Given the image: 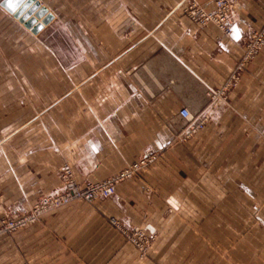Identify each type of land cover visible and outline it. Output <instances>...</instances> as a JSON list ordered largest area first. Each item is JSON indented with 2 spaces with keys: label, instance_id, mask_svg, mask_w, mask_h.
I'll use <instances>...</instances> for the list:
<instances>
[{
  "label": "crops",
  "instance_id": "obj_1",
  "mask_svg": "<svg viewBox=\"0 0 264 264\" xmlns=\"http://www.w3.org/2000/svg\"><path fill=\"white\" fill-rule=\"evenodd\" d=\"M37 1L52 15L37 34L0 8V220L63 166L86 183L158 158L110 198L0 236V264H264V47L225 87L264 0H233L229 36L192 23L190 0ZM181 108L207 118L185 141ZM112 218L151 236L143 255Z\"/></svg>",
  "mask_w": 264,
  "mask_h": 264
},
{
  "label": "built area",
  "instance_id": "obj_2",
  "mask_svg": "<svg viewBox=\"0 0 264 264\" xmlns=\"http://www.w3.org/2000/svg\"><path fill=\"white\" fill-rule=\"evenodd\" d=\"M233 0H214V9L212 11L205 10L202 6L194 1H190L186 6V16L194 24L205 26L212 23L216 25L225 36L231 34V17L233 13ZM264 47V26L258 32H252L244 43V55L242 60L232 72L230 83L234 84L238 79L240 72L243 70L247 61L252 59ZM223 90L212 95V99L221 98ZM180 119L184 120L185 131L188 135L194 134L202 129L206 124L207 118L204 116H192L188 109L181 108L178 112ZM157 154L154 152H146L137 160L129 164L117 173L99 181L91 183L85 188L77 187L74 184L66 182L71 175L69 166L61 168V178L63 184L54 192L46 194L40 200L36 201L28 213H22L16 217H3L0 220V234L16 231L26 225L34 223L37 218L47 211L62 207L70 201L77 199L84 202H92L96 198H110L115 194L119 184L132 180L139 172L149 167L157 160ZM113 226L117 227L124 238L140 252H144L147 248L151 236L143 229L134 227L130 229L120 228L115 219H110Z\"/></svg>",
  "mask_w": 264,
  "mask_h": 264
},
{
  "label": "water",
  "instance_id": "obj_3",
  "mask_svg": "<svg viewBox=\"0 0 264 264\" xmlns=\"http://www.w3.org/2000/svg\"><path fill=\"white\" fill-rule=\"evenodd\" d=\"M0 7L33 34L40 32L52 20V15L37 0H20L19 3L17 0H12L11 5L8 0H2Z\"/></svg>",
  "mask_w": 264,
  "mask_h": 264
},
{
  "label": "rangeland",
  "instance_id": "obj_4",
  "mask_svg": "<svg viewBox=\"0 0 264 264\" xmlns=\"http://www.w3.org/2000/svg\"><path fill=\"white\" fill-rule=\"evenodd\" d=\"M2 0H0V2H1ZM191 1V0H190ZM189 1V2H190ZM189 2H187L186 3V6L189 4ZM185 6V8H184V13H185V15H186V7ZM1 8V7H0ZM0 89H1V85H0ZM184 124H185V122H184V120H182V119H179V125H180V128H181V130H180V132L177 134V136H175L176 137V139H178V140H181V141H185V140H188V139H190V137H191V135H188V133L185 131V126H184ZM142 156V155H141ZM140 156V157H141ZM157 156H158V154H157ZM158 158V157H157ZM64 167V166H63ZM62 167V168H63ZM69 168L71 169V167L69 166ZM59 178H60V185H59V187H58V189L61 187V185L63 184V180H62V178H61V168H60V170H59ZM103 180V179H102ZM99 181H101V180H99ZM99 181H95V182H86V183H80V182H77L76 180H75V178H74V175H73V173H72V169H71V175L68 177V179L66 180V182H69L70 184H74V185H76L77 187H80V188H85L87 185H89V184H91V183H96V182H99ZM42 198V197H41ZM41 198H39L38 200H40ZM99 199H106V198H100V197H98V198H96L95 200H93L92 202H84V201H80V200H77V199H74V200H72V201H70L68 204H66V205H64V206H62V207H59V208H55V209H51V210H49V211H47L46 213H43V214H41L38 218H37V220L34 222V223H32V224H29V225H26L25 227H22V228H20V229H18V230H16V231H12V232H9V233H1L0 234V236H11V235H13V234H15V233H18V232H20L21 230H24V229H26V228H28V227H30V226H33V225H35V224H45L44 223V221H45V219H46V217L47 216H53V215H55L58 211H60V209H63V208H71V207H73V206H75V205H77V204H79V203H84V204H87V205H92L96 200H99ZM37 200V201H38ZM34 205V204H33ZM32 208V207H31ZM68 209H66V210H68ZM28 211H30V210H28ZM28 211L27 212H23L24 214L25 213H28ZM6 217H12V216H6ZM149 243H150V241H149ZM149 243H148V245H147V247L149 246ZM147 249V248H146ZM137 250V249H136ZM138 251V250H137ZM146 251V250H145ZM145 251L144 252H140V251H138L141 255H143L144 253H145ZM21 264H28L27 262H22Z\"/></svg>",
  "mask_w": 264,
  "mask_h": 264
},
{
  "label": "snow or ice",
  "instance_id": "obj_5",
  "mask_svg": "<svg viewBox=\"0 0 264 264\" xmlns=\"http://www.w3.org/2000/svg\"><path fill=\"white\" fill-rule=\"evenodd\" d=\"M19 2H20V0H17V3H19ZM8 3H9V5H11L12 0H8Z\"/></svg>",
  "mask_w": 264,
  "mask_h": 264
}]
</instances>
